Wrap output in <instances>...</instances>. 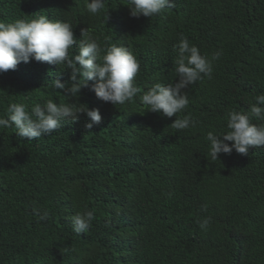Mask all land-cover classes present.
<instances>
[{"label":"trees","instance_id":"obj_1","mask_svg":"<svg viewBox=\"0 0 264 264\" xmlns=\"http://www.w3.org/2000/svg\"><path fill=\"white\" fill-rule=\"evenodd\" d=\"M127 3L105 0L93 16L84 0H0V20H67L77 40L91 26L101 45L126 46L140 63V93L116 106L90 86L70 98L54 89L56 79L70 83L66 65L33 59L0 73V115L10 102L30 110L52 99L102 116L89 130L90 118L79 113L31 140L0 129V264H264V146L211 161L205 139L226 130L228 110L247 111L264 94V0H174L152 18L132 17ZM181 34L201 54L222 55L211 79L183 90L189 104L177 116L191 114L197 126L178 131L175 115L143 112L140 95L178 82ZM86 210L95 218L77 233L70 217ZM205 217L211 224L202 231L197 220Z\"/></svg>","mask_w":264,"mask_h":264},{"label":"clouds","instance_id":"obj_2","mask_svg":"<svg viewBox=\"0 0 264 264\" xmlns=\"http://www.w3.org/2000/svg\"><path fill=\"white\" fill-rule=\"evenodd\" d=\"M87 12L98 15L105 8V0H84ZM127 6L132 17L144 15L153 17L166 8L174 7V0H128ZM108 24L109 13L104 15ZM77 46L79 51L74 56L69 49ZM178 58L174 60V71L178 82L164 84L157 82L140 95L144 111L158 112L176 119L171 126L178 130L196 128L197 121L191 114L182 118L177 114L187 108L188 96L184 93L190 84L213 73V62L222 53L217 51L209 58L201 54L198 46L189 43L188 38L180 35L175 45ZM54 65H66L71 69L70 83L56 79L52 87L63 90L67 97H78L81 90L89 87L97 98L113 105H124L140 93L134 80L140 71V63L133 52L126 46L116 43L101 45L91 26L81 29V38L77 40L72 24L67 20L50 19L47 15H37L31 19L17 18L13 21L0 20V73L14 70L21 62L31 60ZM89 81H93L89 85ZM247 111L230 109L225 113L226 130H210L206 134L208 142L207 156L211 161L219 159L220 154L230 155L233 150L241 155H248L252 146H264V94L254 97ZM83 105V104H80ZM76 103H56L47 99L43 104L29 105L10 102L6 115H0V129L14 128L19 137L29 140L51 134L64 123L75 122L79 113H86L90 122L84 127L91 130L100 124L102 116L99 108L82 107ZM142 112V113H143ZM255 120V122H254ZM231 142V143H229ZM207 211V206H202ZM34 212L40 220H47L49 213ZM93 211L77 212L70 217L77 233L88 232L94 220ZM199 228L207 231L211 217L197 220Z\"/></svg>","mask_w":264,"mask_h":264}]
</instances>
